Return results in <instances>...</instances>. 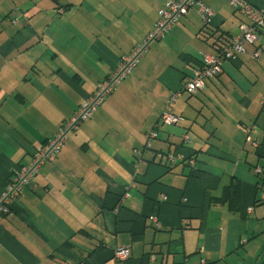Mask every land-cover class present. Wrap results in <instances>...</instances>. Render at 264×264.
Instances as JSON below:
<instances>
[{"label": "crops", "instance_id": "0c3cea01", "mask_svg": "<svg viewBox=\"0 0 264 264\" xmlns=\"http://www.w3.org/2000/svg\"><path fill=\"white\" fill-rule=\"evenodd\" d=\"M169 1L0 0V196ZM205 3L211 26L187 12L0 216V264H264V32L181 95L176 128L159 121L199 61L239 34L228 0Z\"/></svg>", "mask_w": 264, "mask_h": 264}, {"label": "built area", "instance_id": "2783aa9c", "mask_svg": "<svg viewBox=\"0 0 264 264\" xmlns=\"http://www.w3.org/2000/svg\"><path fill=\"white\" fill-rule=\"evenodd\" d=\"M228 6L235 12H239L244 19L239 27V34L233 37L227 46L221 49L217 56H204L201 59L199 68L195 69L193 76L187 79L180 92L171 95L167 102L165 110L160 116V123L163 126H174L179 118L171 111L177 97L183 92L186 94H195L205 87V80L215 79L220 72L223 61H234L238 56L245 53L244 46L256 45L259 41V30H264V10L256 9L248 4L245 0H228ZM194 12L202 23L210 26L214 18V11L203 0H170L166 6L158 12V18L153 29L148 33L141 46L136 47L130 54L122 56L114 68L112 74L103 82L98 84L96 90L85 100L75 113L67 120L53 136V138L44 142L37 148L29 163L19 166L15 169V180L9 183L4 193L0 196V216L10 212L11 206L14 205L18 198L22 196L23 189L30 186L40 168L49 160L55 158L63 149L69 132L91 119V116L99 105L102 104L104 98L114 91L115 87L120 83L126 75H128L138 63V60L144 55L150 42L162 38L170 28L179 22L187 12ZM260 57V50L255 49L251 56L252 60L257 61ZM250 128L245 127L247 141L257 148V143L250 137ZM157 133L152 131L147 136V145L149 148L150 141L155 139ZM136 155L138 153L136 152ZM168 160L172 163L175 158L168 156ZM189 166L194 165V161H189ZM259 173L260 169L256 168ZM128 194L124 195L127 198ZM260 202H264V187H261ZM248 212H252V208H248ZM153 227L159 228L158 221L152 218ZM130 252L128 249L119 248L114 252V257L118 261L128 259Z\"/></svg>", "mask_w": 264, "mask_h": 264}, {"label": "trees", "instance_id": "16d2710c", "mask_svg": "<svg viewBox=\"0 0 264 264\" xmlns=\"http://www.w3.org/2000/svg\"><path fill=\"white\" fill-rule=\"evenodd\" d=\"M203 1L205 2V0H203ZM205 4H206V3H205ZM243 22H244V21H243ZM243 22H242V23H243ZM154 24H155V23H154ZM202 24H203L204 30H205V29H208V28L211 26V25H210V26H207V25H205L204 23H202ZM240 25H241V24H240ZM240 25H239V27H240ZM153 26H154V25H153ZM152 29H153V27H152ZM152 29H151V30H152ZM170 29H171V28H170ZM168 32H169V31H168ZM168 32H167V33H168ZM258 32H259V34H261L262 32H264V30H259ZM167 33H166V34H167ZM206 33H207V32H206ZM214 33H215V32H213V33H207V34H208V36H209L210 38H214ZM166 34H165V35H166ZM259 34H258V38H259ZM147 35H148V34H147ZM147 35H146V36H147ZM165 35H164V36H165ZM164 36H163V37H164ZM163 37L160 38L159 40H154V41H152V42L149 43L146 52H145L144 55L138 60V63L136 64V66L133 68V70H132L128 75L125 76V78H123V80L120 81V83L115 87L114 91H115V90L117 89V87H119L120 84H121L125 79H127V78L132 74V72L136 69V67L139 65L141 59H142V58L146 55V53L148 52L150 46H151L154 42H157V41H160L161 39H163ZM235 37H236V36H235ZM145 38H146V37H145ZM145 38H144V39H145ZM144 39L142 40L141 43L135 45V46L131 49V51L134 50L136 47L141 46V45L143 44ZM204 39H209V38L204 37ZM231 39H232V38H230V39H226L225 41L222 40V45H221L219 48H216L217 54H215V55H210V56H217V55L220 53L221 49L224 48L225 46H227V44L229 43V41H230ZM212 45H215V43L212 44ZM256 49H257V50H260V56H261V49H260V47L256 46ZM131 51H130L128 54H130ZM253 53H254V52H253ZM253 53H252V54H253ZM128 54H126V55H128ZM126 55H123V56H126ZM240 56H241V55H240ZM121 57H122V56H121ZM121 57H120V58H121ZM238 57H239V56H238ZM120 58H119V59H120ZM259 58H260V57H259ZM236 59H237V58H236ZM226 61H227V60H225V61L222 62L221 67H220V72L217 74V76H216L215 79H217V77H218V76L220 75V73L222 72V65H223V63L226 62ZM254 61H255V60H254ZM230 62H233V61H230ZM200 64H201V61H199V64H198V65L200 66ZM199 66H198L197 68H199ZM197 68H194V70L197 69ZM194 70H193V72H194ZM112 72H113V71H112ZM112 72H111L108 76H110V75L112 74ZM108 76H107V77H108ZM192 76H193V75H192ZM107 77H106V78H107ZM106 78H105V79H106ZM105 79H104V80H105ZM215 79H213V80H215ZM104 80H103V81H104ZM213 80H212V79H207V80H205V84H206L207 81H213ZM96 88H97V87H96ZM95 90H96V89H95ZM203 90H205V87H204ZM203 90L198 91V92H196V93L193 94V95H191V94H186L185 92L182 91L181 95H182L183 93H185V94L188 95V96H194V95H196V94L202 92ZM114 91H112L110 94H108V95L104 98V101L102 102V104L105 102V100H106V98H107L108 96H110L112 93H114ZM180 91H181V90H180ZM180 91H179V92H180ZM181 95H180L179 97L176 98L174 104L171 106V111H172V113H173V106H174L175 103L178 101V99L181 97ZM89 97H90V96H89ZM89 97H88V98H89ZM170 97H171V96H170ZM170 97H169V98H170ZM168 100H169V99H168ZM167 102H168V101H167ZM102 104H101V105H102ZM101 105H99V106L97 107V109H98ZM166 106H167V103H166ZM97 109H96V110H97ZM96 110H95V112H96ZM95 112H94V113H95ZM94 113H93V114H94ZM173 114H174V113H173ZM91 117H92V116H91ZM177 117L179 118V121L182 119L180 116H177ZM175 125H176V124H175ZM175 125H174V126H175ZM168 127H170V126H168ZM156 137H157V136H156ZM153 140H154V139H153ZM153 140H151V141H153ZM151 141H150V143H151ZM183 142H184V140H183ZM185 142H186V141H185ZM146 148H147V147H146ZM149 149H151V145L149 146ZM162 156H163V157H167L166 160H168V156H169V155L162 154ZM172 156H173V155H172ZM53 159H54V158H53ZM51 160H52V159H51ZM49 161H50V160H49ZM49 161H47V162H49ZM168 161H169V160H168ZM189 161H195V155H194V154H191L190 156H188L187 158H185V159L182 161V163L184 164V163L186 162V164L189 165V164H188ZM47 162H46V163H47ZM169 162H170V161H169ZM172 163H173V162H172ZM41 168H42V167H41ZM41 168H40V169H41ZM39 172H40V170H39ZM39 172H38V174H39ZM38 174H37V175H38ZM37 175H36V176H37ZM36 176H35V178H36ZM35 178H34V179H35ZM33 181H34V180H33ZM32 183H33V182H32ZM27 187H28V186H27ZM25 188H26V187H25ZM25 188H24V189H25ZM24 189H23V190H24ZM22 194H23V192H22ZM21 197H22V196H21ZM21 197H20V198H21ZM20 198H18V200H19ZM129 256H130V255H129ZM128 258H129V257H128ZM117 261H118V260H117Z\"/></svg>", "mask_w": 264, "mask_h": 264}, {"label": "rangeland", "instance_id": "374dc122", "mask_svg": "<svg viewBox=\"0 0 264 264\" xmlns=\"http://www.w3.org/2000/svg\"><path fill=\"white\" fill-rule=\"evenodd\" d=\"M185 96H186V95H185ZM202 119H203V118H202ZM202 119H200V120H202ZM200 120H199V123L201 124L202 121H200ZM171 127L176 128L175 126H170V127H168V128H171ZM189 137H192V134L189 135ZM184 144L187 145V142H185ZM195 160H196V158H195ZM199 160H200V159H198V161H197L198 163L200 162Z\"/></svg>", "mask_w": 264, "mask_h": 264}]
</instances>
